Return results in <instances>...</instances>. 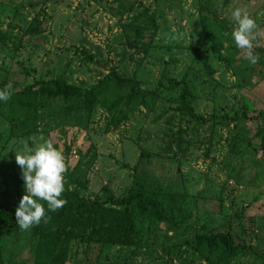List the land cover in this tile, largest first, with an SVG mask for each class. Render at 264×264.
Returning <instances> with one entry per match:
<instances>
[{
	"label": "rangeland",
	"instance_id": "obj_1",
	"mask_svg": "<svg viewBox=\"0 0 264 264\" xmlns=\"http://www.w3.org/2000/svg\"><path fill=\"white\" fill-rule=\"evenodd\" d=\"M236 7L258 25L254 65L231 35ZM33 19L43 31L23 33ZM107 72L154 92L132 98L115 126L103 107L76 122L54 105L21 134L0 101V205L7 220L25 192L15 152L43 137L64 154L67 173L81 179V188H69L83 198L137 190L165 202L173 194L188 214L177 218L174 210L173 221L155 223L129 203L84 211L61 240L63 264H82V256L93 264H205L191 240L202 225L222 224L245 245L229 264H264V153L254 120L241 114L264 110V0H0V85L58 77L90 85ZM184 86L196 119L179 110ZM128 91L110 85L108 97ZM124 209L136 217L126 243L82 240L92 225L120 220ZM31 231L0 224V264H32Z\"/></svg>",
	"mask_w": 264,
	"mask_h": 264
},
{
	"label": "trees",
	"instance_id": "obj_2",
	"mask_svg": "<svg viewBox=\"0 0 264 264\" xmlns=\"http://www.w3.org/2000/svg\"><path fill=\"white\" fill-rule=\"evenodd\" d=\"M41 24L40 21L33 19L29 26L23 30V33L29 35L41 33L43 31ZM110 85L117 88L127 87L129 91L125 94L117 93L115 98L110 99L108 97ZM4 86L5 84L2 83L0 89ZM139 92L140 94H138ZM153 93V90L140 89L137 80L133 77L107 72L90 85H86L82 81L79 82V85H73L66 82L63 77H58L48 82L36 81L21 88L13 86L12 98L7 103L1 102L6 104L12 112L11 119H18L16 125L22 134L36 128L37 113L44 112L45 108L48 109L54 105H58L61 117H67L76 122L82 118H88L96 106L103 107L105 112L110 114L109 123L115 126L123 119L125 115L123 112L129 106L132 98L138 95L140 97L152 96ZM190 100V93L184 86L179 93V110L196 119L199 116L193 112L189 105ZM241 114L254 120L255 134L259 138L258 150L264 153V110H258L254 115L247 116L243 108ZM74 168L76 166L70 171ZM70 185L75 188L83 186L79 176H73L72 172L66 174L65 192L62 197L67 200V204L56 212L48 211L47 223L42 221L39 225L32 227V264H63L67 249L62 246L61 240L70 234L72 226L81 223L84 211L88 213L103 212L108 209L104 206L106 203L117 206L129 203L138 216H147L150 221L155 223L173 221L174 210L177 218H185L188 215L183 206V199L180 200L173 194L166 196L165 202L157 197L151 199L142 196L137 190L122 198L107 195L103 200L85 199L78 194L76 189L69 188ZM6 209L5 206L0 205V224L11 229H20L16 223L15 210L9 213L10 220H7ZM237 215L238 213L234 214L235 217ZM135 218L132 209H124L120 220L92 225L88 232L82 236V240L124 244L130 237L135 236ZM191 243L205 264H229L234 256L245 248L244 243L239 241L235 237V233L224 224L216 228H207L202 225L200 231L193 236ZM82 259H84L82 264H93L85 256H82Z\"/></svg>",
	"mask_w": 264,
	"mask_h": 264
},
{
	"label": "clouds",
	"instance_id": "obj_3",
	"mask_svg": "<svg viewBox=\"0 0 264 264\" xmlns=\"http://www.w3.org/2000/svg\"><path fill=\"white\" fill-rule=\"evenodd\" d=\"M235 27L231 33L234 43L250 64L259 60L254 53L258 38V25L249 11L236 7L232 11ZM13 95L11 82L0 89V101L7 103ZM37 147L25 141L22 151L15 152V162L21 169L25 192L15 210V219L21 230L27 231L42 221L48 222V211L56 212L67 204L62 198L65 192V175L68 163L64 154L51 140H44ZM46 205V207H45Z\"/></svg>",
	"mask_w": 264,
	"mask_h": 264
}]
</instances>
